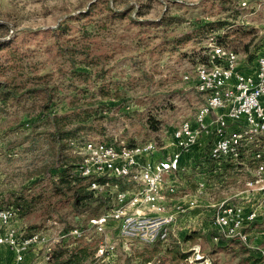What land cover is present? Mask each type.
<instances>
[{"label":"rangeland","instance_id":"1","mask_svg":"<svg viewBox=\"0 0 264 264\" xmlns=\"http://www.w3.org/2000/svg\"><path fill=\"white\" fill-rule=\"evenodd\" d=\"M218 22L228 26L213 32L206 26ZM0 25V39L7 42L0 51V80L19 96L0 102V207H20L29 233H47L59 241L57 249L87 247L93 255L105 236L88 222L105 208L77 213L70 194L56 191L61 172L82 162L78 148L88 141H152L160 156L175 152L173 132L193 122L206 101L195 75L211 51L212 57H222V46L235 51L246 73L264 54V0H0ZM60 25L64 30L58 31ZM65 116L72 122L60 124L63 132L82 128L69 139L57 135L55 124ZM202 143L190 157L192 170L181 174L177 198H193L196 209L213 215L210 206L241 201L256 164L244 154L247 161L231 169L204 168ZM263 148L264 136L253 149ZM197 175L221 176H212L206 194L197 196ZM207 219V235L204 226L192 225L190 240L172 234L153 245L131 242L114 264H186L195 246L210 264H263L264 216L245 230L251 246L239 239L216 241ZM74 229L85 237L62 239ZM108 231L114 241L116 229ZM0 254L7 263L11 253Z\"/></svg>","mask_w":264,"mask_h":264},{"label":"built area","instance_id":"2","mask_svg":"<svg viewBox=\"0 0 264 264\" xmlns=\"http://www.w3.org/2000/svg\"><path fill=\"white\" fill-rule=\"evenodd\" d=\"M195 77L196 90L206 101L193 122L184 121L173 132L175 152L160 156L157 144L152 141L134 145L88 141L78 148L82 162L76 173L89 179V191L110 201L107 213L88 222L97 235L105 236L90 264H114L119 250L130 251L131 242L153 245L169 240L178 217L187 212L183 203L173 202L179 193V179L194 167L190 157L202 147V141L205 145L211 143L210 153L200 159L204 168L211 162L219 171L228 165L239 166L244 154L253 157L256 168L240 194L241 201L229 199L212 205L215 240L239 239L251 246L245 230L264 216V148L253 149L264 136V54L259 57L255 71L246 73L240 69L235 51L224 47L222 57H212L211 51L208 63L203 64L202 70H196ZM243 130H250V138H241ZM86 158H93V165H86ZM197 176V196H203L212 176L221 175ZM111 179L122 180L128 188L122 189ZM186 204L189 208L198 207L193 198ZM111 229H116L114 241L107 238ZM69 237L79 240L85 234L74 229L62 239ZM56 242L59 241L52 242L47 233H29L18 208L0 207V253L3 248L11 253L7 263L0 254V264H27L29 254L41 260L40 264H53ZM262 261L264 264V257ZM186 262L210 264L200 246L193 247Z\"/></svg>","mask_w":264,"mask_h":264},{"label":"trees","instance_id":"3","mask_svg":"<svg viewBox=\"0 0 264 264\" xmlns=\"http://www.w3.org/2000/svg\"><path fill=\"white\" fill-rule=\"evenodd\" d=\"M208 28L211 32L215 30H220L226 28L228 26V23L218 22V23H210L208 25ZM0 28H4L3 25H0ZM205 28V27H204ZM197 30L196 34L203 31ZM64 30L63 26H59L58 31ZM6 39H0V51L7 46V42H5ZM222 48H224L222 46ZM2 72V66L0 64V76ZM18 93L16 90L11 89L6 83L0 80V102H8L11 99L16 100L18 98ZM56 127H57V135L61 136V139L64 138H71L75 133H78L82 130L81 127H76L75 129H71L67 132H63L60 128V124L63 122H67L68 124L72 122L71 118L69 116L56 118ZM65 136V137H63ZM204 155H207L211 151V143H208L204 146ZM241 162L243 160L247 161L248 158L244 159V156L241 157ZM249 163L252 165V161L250 160ZM209 165H212L213 163L209 162ZM241 164V163H240ZM78 167L77 165H75ZM233 165H228L226 168H233ZM59 180V186H56V191L58 194L66 195V192L70 194V198L72 199V207L75 212L77 213H83L84 211H87L90 207L97 206L99 208H105V211L103 214H97L96 216L92 218H98L107 213V211L110 208V201L107 200L104 197L96 196L93 192L88 190V185L86 182L89 180L88 178H82L78 176L76 173L75 167H71V169H66L61 172V175L58 177ZM103 181V180H100ZM111 182L119 184L122 189H127L128 185H126L122 180L120 179H111ZM19 203V199L16 201ZM22 207V205H19ZM27 206V204H26ZM15 207V206H14ZM15 208H18L21 212L20 207L16 206ZM21 217H23L21 212ZM91 218V219H92ZM29 231V229H28ZM194 234V233H193ZM193 238V235L187 236L186 240H190ZM158 243V242H157ZM158 249H155L157 251ZM93 253L87 249V247H77L74 249H56L54 255H53V264H87V260L89 256Z\"/></svg>","mask_w":264,"mask_h":264},{"label":"crops","instance_id":"4","mask_svg":"<svg viewBox=\"0 0 264 264\" xmlns=\"http://www.w3.org/2000/svg\"><path fill=\"white\" fill-rule=\"evenodd\" d=\"M248 131V130H247ZM245 130L241 131V138H244L245 136ZM248 134H249V131H248ZM152 160V159H151ZM174 203H183V205H185L184 207L187 209V212L184 213V214H181L179 217H178V220H177V223L175 225V228L173 230V238H175V240H183L186 238V236L188 235V232H192L190 231V227L192 225H194V228L196 229L197 227H199L200 225L204 226V229H202V231L204 233H206L209 228H211V226H207L208 223H210L207 219V216H209L212 221L214 219V214H215V208L213 206H210V208H207L209 206H205L207 209H211L213 208V215H208L209 213V210L205 212H203L202 209H196L198 207H195V208H189L188 205L186 204V202H188L187 200L186 201H181V200H178V198H174ZM190 212V213H188ZM188 213V214H187ZM211 213V211H210ZM186 224H188L186 226ZM193 229V231L195 230ZM207 235V233H206ZM3 250H6L5 248L1 249V251ZM3 257V256H2ZM5 257V256H4ZM35 257L34 254H29L27 256V264L31 262V260H33ZM35 261V259H34Z\"/></svg>","mask_w":264,"mask_h":264},{"label":"bare ground","instance_id":"5","mask_svg":"<svg viewBox=\"0 0 264 264\" xmlns=\"http://www.w3.org/2000/svg\"><path fill=\"white\" fill-rule=\"evenodd\" d=\"M200 70H202V69H200ZM86 165H93V158H86Z\"/></svg>","mask_w":264,"mask_h":264}]
</instances>
